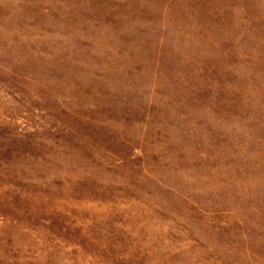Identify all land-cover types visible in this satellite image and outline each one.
I'll return each mask as SVG.
<instances>
[{
    "label": "rangeland",
    "instance_id": "1",
    "mask_svg": "<svg viewBox=\"0 0 264 264\" xmlns=\"http://www.w3.org/2000/svg\"><path fill=\"white\" fill-rule=\"evenodd\" d=\"M0 264H264V0H0Z\"/></svg>",
    "mask_w": 264,
    "mask_h": 264
}]
</instances>
